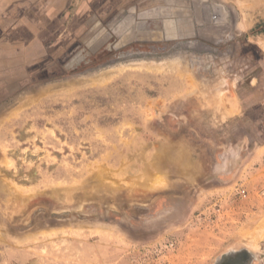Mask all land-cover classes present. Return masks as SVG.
Masks as SVG:
<instances>
[{
  "label": "rangeland",
  "instance_id": "374dc122",
  "mask_svg": "<svg viewBox=\"0 0 264 264\" xmlns=\"http://www.w3.org/2000/svg\"><path fill=\"white\" fill-rule=\"evenodd\" d=\"M82 2L0 67V264H264V0Z\"/></svg>",
  "mask_w": 264,
  "mask_h": 264
},
{
  "label": "crops",
  "instance_id": "0c3cea01",
  "mask_svg": "<svg viewBox=\"0 0 264 264\" xmlns=\"http://www.w3.org/2000/svg\"><path fill=\"white\" fill-rule=\"evenodd\" d=\"M79 1H83L82 3L88 5L89 2L98 0H0V67L21 65L22 51L30 59L34 56H36L34 57L36 59L38 52L45 50V46L39 42L38 35L41 37V34L45 33L44 29L50 26L49 21H54L57 17H60L63 11L69 9L70 5H74L72 2L77 5ZM104 1L112 3L126 0ZM106 8L112 9V6L108 5ZM85 10L83 9V11ZM166 10L168 8L160 9L159 15L162 16H158V18L173 24L172 21L165 20ZM154 12L156 11L151 10L144 14L154 16ZM122 26L123 22H120L115 27V31L120 30ZM134 26L127 29L126 32H122V35L126 36L129 30L136 33L133 29ZM148 33L158 34V32L153 33L152 31Z\"/></svg>",
  "mask_w": 264,
  "mask_h": 264
},
{
  "label": "flooded vegetation",
  "instance_id": "af4514ba",
  "mask_svg": "<svg viewBox=\"0 0 264 264\" xmlns=\"http://www.w3.org/2000/svg\"><path fill=\"white\" fill-rule=\"evenodd\" d=\"M198 3V2H197ZM192 14H193V17H195L196 15L194 14V12L192 11ZM188 15H189V13H186V14H184V15H182L183 17H181V18H179L180 20H183V19H188ZM197 18H199V16L197 17ZM197 18H196V20H197ZM179 20V22H183V21H180ZM198 20H200V18L198 19ZM185 22L187 23V20H185ZM165 24V25H164ZM172 23H168V22H164V21H162L161 22V26H162V28L161 29H159V30H157L158 31V34H149L148 32V30H146V29H142V28H139V27H136V26H134V30H135V32H138L137 33V36L138 37H140V38H147V39H150V38H156V39H158V38H164V32H165V29L167 28V27H170V29H169V31H172L174 34H176V35H184V34H186L187 32H188V30H185L184 32L183 31H175V29L174 30H172V28H174V26L172 27ZM203 32V31H202ZM139 33H142V34H139ZM205 33H210V34H213V33H215V32H213L212 30H210V32L209 31H206L205 30ZM121 38L123 39V40H125V37H124V35H122L121 34Z\"/></svg>",
  "mask_w": 264,
  "mask_h": 264
},
{
  "label": "bare ground",
  "instance_id": "6f19581e",
  "mask_svg": "<svg viewBox=\"0 0 264 264\" xmlns=\"http://www.w3.org/2000/svg\"><path fill=\"white\" fill-rule=\"evenodd\" d=\"M167 11V14H172L173 13V15H175V13H178V12H176V10H172V12L168 9V10H166ZM154 16H162V15H159L160 14V11L159 10H156V12H154ZM148 16V15H147ZM124 23V22H123ZM126 25V23L121 27V29L124 27ZM173 27V26H172ZM169 29H170V27H167L166 29H165V36H168V37H170L169 36V33L171 32V31H169ZM136 33H138V32H136ZM136 33H134L132 30H129L128 31V33L126 34V36L124 35V37H126L127 39H130V38H134V39H140V37H138L137 36V34ZM165 38V37H164ZM141 39H147V38H141Z\"/></svg>",
  "mask_w": 264,
  "mask_h": 264
},
{
  "label": "water",
  "instance_id": "95a60500",
  "mask_svg": "<svg viewBox=\"0 0 264 264\" xmlns=\"http://www.w3.org/2000/svg\"><path fill=\"white\" fill-rule=\"evenodd\" d=\"M187 13H189V17L190 16H192V13H190L189 11L187 12ZM171 15H173V13L171 14ZM175 15H178V14H175ZM170 16V14H164V17H169ZM198 16H196V18H197ZM199 18H197V20H198ZM190 20H192V18H190ZM202 24V22L201 21H197V24ZM203 23H209L208 21H205V22H203ZM156 27H158V25H156ZM183 35H178L177 37H182ZM121 39V38H120ZM165 40H170V39H176V36L175 37H168V36H165V38H164ZM122 40V39H121ZM138 40H141V38L140 39H138ZM124 41V42H123ZM128 41H131V40H128ZM125 42H127V40L125 41V40H122V43H125ZM75 61H77V60H75ZM71 64H74V61L71 63Z\"/></svg>",
  "mask_w": 264,
  "mask_h": 264
}]
</instances>
